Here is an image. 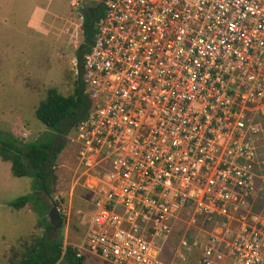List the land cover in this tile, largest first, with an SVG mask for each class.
<instances>
[{
  "label": "built area",
  "instance_id": "2783aa9c",
  "mask_svg": "<svg viewBox=\"0 0 264 264\" xmlns=\"http://www.w3.org/2000/svg\"><path fill=\"white\" fill-rule=\"evenodd\" d=\"M102 3L71 139L93 196L77 257L264 264V0Z\"/></svg>",
  "mask_w": 264,
  "mask_h": 264
},
{
  "label": "rangeland",
  "instance_id": "374dc122",
  "mask_svg": "<svg viewBox=\"0 0 264 264\" xmlns=\"http://www.w3.org/2000/svg\"><path fill=\"white\" fill-rule=\"evenodd\" d=\"M102 2L0 0V131H8L23 141L49 132L35 111L50 88L64 96L74 94L78 79L76 52L83 42L85 13ZM72 131L73 128L58 155L54 167L57 181L47 202L50 209L57 201L64 219L59 233L64 246L73 247L85 234L93 212V196L83 186L77 170L78 145L71 141ZM32 183L30 177L13 176L11 163L0 157V264L9 263L12 248L22 250L33 237L46 233L31 204L21 210L9 206L11 201L31 194ZM172 241L176 243L178 236ZM171 247L163 258H173ZM85 259V264H109L93 257ZM57 264L66 263L61 260Z\"/></svg>",
  "mask_w": 264,
  "mask_h": 264
},
{
  "label": "trees",
  "instance_id": "16d2710c",
  "mask_svg": "<svg viewBox=\"0 0 264 264\" xmlns=\"http://www.w3.org/2000/svg\"><path fill=\"white\" fill-rule=\"evenodd\" d=\"M100 6V13L94 18H91L89 11L85 13V44L77 52V56H81L82 52L86 53L94 41V23L104 14L103 3ZM80 75L79 73L74 94L64 96L56 88H50L37 107L35 116L49 132L35 140L23 141L8 131H0L1 159L11 163L13 176L33 179V192L11 201L9 206L21 210L31 204L39 217V226L44 227L46 232L43 236L33 237L30 243L24 244L22 250L12 248L8 264H57L61 260L66 264H85V257H77L75 248L64 247L62 234H49L52 226L46 219L49 211L47 197L52 196V186L57 181L54 167L58 155L63 150L70 129L85 118L90 107ZM55 204L59 206L57 201ZM60 216L63 225L64 219L61 214Z\"/></svg>",
  "mask_w": 264,
  "mask_h": 264
},
{
  "label": "water",
  "instance_id": "95a60500",
  "mask_svg": "<svg viewBox=\"0 0 264 264\" xmlns=\"http://www.w3.org/2000/svg\"><path fill=\"white\" fill-rule=\"evenodd\" d=\"M93 10H94V8H89V12L91 14L93 13ZM94 27H95V25H94ZM83 55H84V53L82 52V54L79 57V60L77 62V65L79 66L78 69L82 65ZM47 218H48L49 223L52 226V231H54L55 233H58V236H59V230L62 226V221H61V216H60L58 207L55 203L51 204V207L47 213Z\"/></svg>",
  "mask_w": 264,
  "mask_h": 264
},
{
  "label": "flooded vegetation",
  "instance_id": "af4514ba",
  "mask_svg": "<svg viewBox=\"0 0 264 264\" xmlns=\"http://www.w3.org/2000/svg\"><path fill=\"white\" fill-rule=\"evenodd\" d=\"M101 6H100V3H98V4H96V6L95 7H92V8H94V10H93V13L91 14L90 13V16H91V18H94L95 16H97L99 13H100V8ZM87 11H89V9L87 10ZM84 23V22H83ZM96 24V22L94 23V25ZM85 44V37H84V32H83V42H82V44L78 47V49H77V52L79 51V50H81L82 49V45H84ZM77 52H76V54H77ZM79 57L80 56H77V59L79 60ZM78 60H77V62H78ZM78 66V65H77ZM79 67V66H78Z\"/></svg>",
  "mask_w": 264,
  "mask_h": 264
},
{
  "label": "crops",
  "instance_id": "0c3cea01",
  "mask_svg": "<svg viewBox=\"0 0 264 264\" xmlns=\"http://www.w3.org/2000/svg\"><path fill=\"white\" fill-rule=\"evenodd\" d=\"M85 261H86V259H85Z\"/></svg>",
  "mask_w": 264,
  "mask_h": 264
}]
</instances>
